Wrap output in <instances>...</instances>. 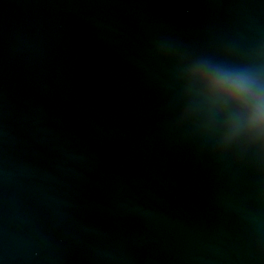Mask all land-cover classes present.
I'll use <instances>...</instances> for the list:
<instances>
[{
	"label": "clouds",
	"instance_id": "clouds-1",
	"mask_svg": "<svg viewBox=\"0 0 264 264\" xmlns=\"http://www.w3.org/2000/svg\"><path fill=\"white\" fill-rule=\"evenodd\" d=\"M177 113L227 148L240 143L264 163V64L182 53L172 70Z\"/></svg>",
	"mask_w": 264,
	"mask_h": 264
},
{
	"label": "water",
	"instance_id": "water-1",
	"mask_svg": "<svg viewBox=\"0 0 264 264\" xmlns=\"http://www.w3.org/2000/svg\"><path fill=\"white\" fill-rule=\"evenodd\" d=\"M245 64H264V0H242ZM250 151L260 264H264V163Z\"/></svg>",
	"mask_w": 264,
	"mask_h": 264
}]
</instances>
